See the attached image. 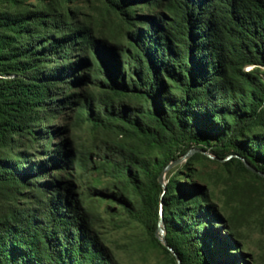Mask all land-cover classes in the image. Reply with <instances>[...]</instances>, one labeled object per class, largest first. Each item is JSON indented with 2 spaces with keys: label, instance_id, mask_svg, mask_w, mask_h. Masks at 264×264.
I'll return each mask as SVG.
<instances>
[{
  "label": "trees",
  "instance_id": "obj_1",
  "mask_svg": "<svg viewBox=\"0 0 264 264\" xmlns=\"http://www.w3.org/2000/svg\"><path fill=\"white\" fill-rule=\"evenodd\" d=\"M72 1L0 0V264H121L94 199L164 264L178 261L154 235L161 212L181 264H246L233 212L264 196L241 159L264 171V0H103L117 18L103 35L72 23ZM191 148L234 156L195 151L164 190L163 167ZM205 162L227 171L231 214L186 173Z\"/></svg>",
  "mask_w": 264,
  "mask_h": 264
},
{
  "label": "rangeland",
  "instance_id": "obj_2",
  "mask_svg": "<svg viewBox=\"0 0 264 264\" xmlns=\"http://www.w3.org/2000/svg\"><path fill=\"white\" fill-rule=\"evenodd\" d=\"M65 8L72 11L70 18L72 23H86L97 35L107 34L117 28L116 15L106 11L103 0H73L67 2ZM252 68V65L245 67L246 70ZM260 68L264 69L263 66ZM61 123L62 118L51 120L49 124ZM95 134L98 137L110 136L101 132ZM73 135L75 140L84 143L92 139L93 132L87 124H82L73 130ZM168 172L169 170L166 175H169ZM186 173L192 175V180L205 183L211 200L225 207L226 213L233 212L231 207L235 203L234 196L226 192L228 173L221 165L214 162L194 163ZM166 175L164 180L167 182ZM104 179L105 177H102L101 181ZM83 185L85 184L82 183L81 186ZM82 189L85 191V187ZM87 204L94 215L96 231L121 264H164L161 249L153 245L143 228L131 220L117 203L94 199ZM233 213L236 218L234 221L236 230L240 233V242L236 249L241 250L246 264H264V196L247 204L239 213Z\"/></svg>",
  "mask_w": 264,
  "mask_h": 264
},
{
  "label": "water",
  "instance_id": "obj_3",
  "mask_svg": "<svg viewBox=\"0 0 264 264\" xmlns=\"http://www.w3.org/2000/svg\"><path fill=\"white\" fill-rule=\"evenodd\" d=\"M195 151H201V152H204L205 154H207V155H208L209 157H211V158H217V157H215L214 155L209 154V153H207L206 151H203L202 149H199V148H191V149H189L186 153H184L182 156H180V157H178V158H176V159H174V160L169 161V162L163 167V169H162V171L160 172L159 177H158V180H159L160 184L163 186L164 190H166V181L164 180V177H165L167 171H168L170 168H172L173 166H175V165H177V164H179V163L184 162V161H185V160H186V159H187V158H188L193 152H195ZM232 156H234V155L230 154V155H228V156L225 157V158H220V159L217 158V159H219V160H221V161H225V160L229 159V158L232 157ZM236 156H238V155H236ZM238 157H239V156H238ZM241 159L244 161L246 167H247L249 170H251V171H253L254 173H257L258 175L264 177V171H261V170L255 168L254 166H252L249 162H247V161L245 160V158L241 157ZM161 208H162V203H161ZM165 234H166L165 223H164V219H163L162 212H161V215H160V218H159V220H158V224H157V227H156V229H155L154 235H155V237H157V238L160 240V242H161V243H162L167 249H169V250L174 254V256L176 257V259H177V261H178V264H181V259H180V257H179L178 254L173 250V248L168 244Z\"/></svg>",
  "mask_w": 264,
  "mask_h": 264
}]
</instances>
